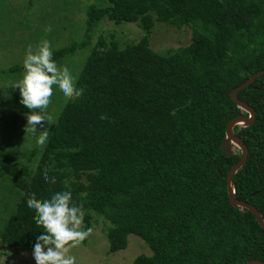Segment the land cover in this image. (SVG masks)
Returning <instances> with one entry per match:
<instances>
[{"label":"trees","instance_id":"1","mask_svg":"<svg viewBox=\"0 0 264 264\" xmlns=\"http://www.w3.org/2000/svg\"><path fill=\"white\" fill-rule=\"evenodd\" d=\"M27 5L32 10L36 4ZM81 9V36L52 52L60 68L80 59L76 86L83 95L67 99L49 123L45 146L36 145L38 133L25 138L30 148L24 164L0 152V178L16 199L1 242L7 249L31 250L43 228L26 200L34 194L43 202L70 190L82 206V228L100 227L108 254L126 250L130 236L148 246L151 254L134 264L264 262V229L250 211L229 202L228 173L241 151L229 155L222 148L228 123L249 116L230 94L264 71V0H93ZM106 22L136 24L143 37L121 46L114 34L107 40L99 32ZM157 23L190 29L191 42L156 52L151 36ZM21 75L18 63L0 72L14 94L12 114L16 103L23 105L13 87ZM238 98L256 119L234 129L249 151L233 178L236 198L264 219V75ZM1 112L0 126L6 120ZM16 116L12 134L28 128Z\"/></svg>","mask_w":264,"mask_h":264},{"label":"rangeland","instance_id":"2","mask_svg":"<svg viewBox=\"0 0 264 264\" xmlns=\"http://www.w3.org/2000/svg\"><path fill=\"white\" fill-rule=\"evenodd\" d=\"M32 1L36 4L34 5L35 7H32V10H27V0H0V72L16 63L23 65L27 48L32 46L34 49V46L39 45L43 40L50 42L51 50L69 46V38L71 36L74 35L71 39H77L75 36L79 38L83 33L81 28L83 27L82 20L84 15L81 13L83 11L81 8L93 2V0ZM62 1H66L69 7L62 4ZM71 1H73L72 4L74 5H77L74 2L77 1L78 6H72L70 4ZM48 13L53 16L48 18ZM62 25H65V31L62 30ZM99 32L107 40L110 39V34H114L116 39L122 44L121 46L126 43L137 42L143 37V33H141L136 24L117 26L106 22L105 25H102ZM51 34L52 36H50ZM96 42L97 39L95 37L92 46ZM190 42V29L177 31L160 23L156 24L151 36L152 49L158 53L187 46ZM79 60H70L66 66L75 77L82 68ZM18 77L15 79V83L22 80L20 76ZM5 85L7 84L2 78L0 80V108L3 110L4 113H1L6 120L0 126V152L12 153V155H9V159H16L19 162L23 161V163H20L22 165L25 163L23 157L27 155L26 150L30 148L25 140L27 138L32 140L34 134L31 131H27L25 126L20 127L17 133L12 134V131L14 129L13 126L16 124V115L22 120H26L25 113L29 110L24 105L16 103L14 105L16 112L14 114L10 113V98H13L14 94L8 90L12 89V87H5ZM53 89V96L48 109H46L51 117L48 123L54 122V117H57L59 111L67 102V99L60 92H57L58 89L56 87ZM14 92L19 94L18 89L14 88ZM4 130H10L11 135L9 138L6 137V134H2ZM233 151L237 153V148H234ZM10 186L11 184L8 180L0 178V214L2 213L0 217V232L15 209V194ZM108 248L109 243L105 234L102 233L100 227H96L93 228L90 239L85 244H79L77 247L72 248L70 254L76 257L77 264H134V261L140 255L151 254L148 246L136 236L129 237V245L124 251L108 254ZM4 250H7L8 254L0 256L2 264H35L32 258V249L26 252L17 248L7 249L0 240V254H3Z\"/></svg>","mask_w":264,"mask_h":264},{"label":"clouds","instance_id":"3","mask_svg":"<svg viewBox=\"0 0 264 264\" xmlns=\"http://www.w3.org/2000/svg\"><path fill=\"white\" fill-rule=\"evenodd\" d=\"M13 86L19 90L20 102L29 110L25 113L26 130L38 133L35 143L41 147L50 139L48 121L51 117L46 109L53 96L54 86L68 100L79 99L84 92L83 88L76 86V77L67 68L57 66L48 40L41 41L35 50L32 46L27 48L23 60V78ZM43 179L46 183L50 181L47 172ZM51 183H55V177L51 178ZM26 204L36 214L37 226L43 228L32 247L35 264H77L70 250L84 241L92 229L82 228L84 213L82 206L72 199V192H55L43 202H38L33 194L28 197Z\"/></svg>","mask_w":264,"mask_h":264},{"label":"water","instance_id":"4","mask_svg":"<svg viewBox=\"0 0 264 264\" xmlns=\"http://www.w3.org/2000/svg\"><path fill=\"white\" fill-rule=\"evenodd\" d=\"M264 75V71H260L259 73L252 75L244 84L236 88L231 94L230 97L231 99L237 104L239 108H241L243 111H245L249 116L244 117V116H238L234 119H232L227 126L226 129V138L223 143V150L225 153L229 155L236 154L233 149L237 148V150L241 151L242 157L241 160L239 161L238 164L233 166L228 173V179H227V189H228V194H229V202L230 204L235 207V208H240V209H246L250 211L256 218L258 224L261 226V228L264 229V219L262 218V215L260 212L254 207L253 205L245 202L238 200L236 198V192H235V185L233 182V178L235 174L238 172V170L246 163L249 155L248 148L246 144L237 137L234 133V129L236 126H241V127H249L254 124L256 116H255V111L248 106L246 103L240 101L238 98V93L242 91L243 89L247 88L250 84H252L257 78L261 77ZM232 149V150H231ZM248 264H264V262L261 261H251Z\"/></svg>","mask_w":264,"mask_h":264}]
</instances>
